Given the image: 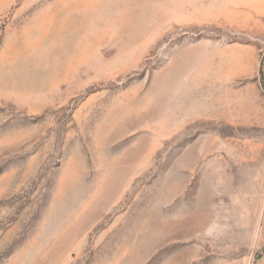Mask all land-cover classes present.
<instances>
[{"label":"rangeland","instance_id":"rangeland-1","mask_svg":"<svg viewBox=\"0 0 264 264\" xmlns=\"http://www.w3.org/2000/svg\"><path fill=\"white\" fill-rule=\"evenodd\" d=\"M263 255L264 0H0V264Z\"/></svg>","mask_w":264,"mask_h":264},{"label":"crops","instance_id":"crops-1","mask_svg":"<svg viewBox=\"0 0 264 264\" xmlns=\"http://www.w3.org/2000/svg\"><path fill=\"white\" fill-rule=\"evenodd\" d=\"M256 264H264V255L261 259H259Z\"/></svg>","mask_w":264,"mask_h":264},{"label":"bare ground","instance_id":"bare-ground-1","mask_svg":"<svg viewBox=\"0 0 264 264\" xmlns=\"http://www.w3.org/2000/svg\"><path fill=\"white\" fill-rule=\"evenodd\" d=\"M95 1V0H94ZM91 3V2H90Z\"/></svg>","mask_w":264,"mask_h":264}]
</instances>
